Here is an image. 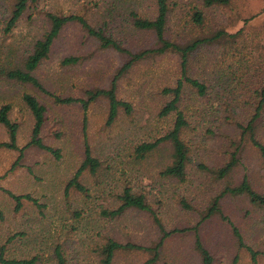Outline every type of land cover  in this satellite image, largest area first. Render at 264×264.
I'll return each instance as SVG.
<instances>
[{
  "label": "rangeland",
  "instance_id": "obj_1",
  "mask_svg": "<svg viewBox=\"0 0 264 264\" xmlns=\"http://www.w3.org/2000/svg\"><path fill=\"white\" fill-rule=\"evenodd\" d=\"M167 2L170 13L166 36L173 41L207 35L218 28L230 33L242 29L235 42L205 45L189 57L188 73L207 85V93L199 97L185 85L182 94L180 109L189 123L183 134L189 147L184 181L159 175L169 159L168 144L161 143L143 158H136L134 153L138 143L164 134L174 118L173 114L160 117L158 111L167 100L161 94L162 88L172 86L180 77L178 56L171 52L147 56L122 75L116 94L132 109L129 114L120 109L113 124L106 126L105 100L92 101L84 113L80 103H59L54 97H86L88 90L108 87L115 69L126 57L100 48L80 24L69 23L56 37L48 57L34 70L53 96L30 84L0 77V105H11L9 117L18 123L17 146L22 147L31 134L32 117L22 99L24 93H30L46 108L40 136L45 144L59 151L56 157L49 151L29 147L16 162V150L0 147V245L17 233L6 245V257L22 259L38 254L40 264H55L53 251L58 243L67 264H99L97 249L107 237L120 243L152 245L160 232L147 213L130 209L113 218L101 213L116 207L117 194L123 186H129L145 195L164 229L173 231L164 240L156 264H200L192 227L211 197L226 183H237L244 174L252 187L264 194V160L253 147L243 148L241 162L228 178H215L199 167L203 164L217 168L228 160L229 142L238 132L236 123H244L253 111L251 105L256 99L252 90L264 80V0H230L228 6L210 7L204 6L202 0ZM195 7L204 14L202 27L191 20ZM10 9V0H0L2 59L20 60L30 52L32 43L49 28L47 13L83 16L132 51L154 43L153 33L134 28L129 14L133 10L140 16L153 17L155 0H36L6 33ZM69 56H77L79 61L64 64L62 60ZM219 72L225 73L224 82L219 81ZM256 137L264 143V114ZM4 140L7 134L0 125V141ZM85 141L101 165L96 173L84 174L86 194L74 188L65 192L66 181L82 160ZM6 191L28 193L41 208L26 202L14 212V203ZM220 202L224 218L212 216L199 228L213 264H253L247 249L237 245L233 227L245 245L264 251V208L251 204L244 196L225 195ZM148 257L145 249H119L111 264H141ZM256 264H264V258L258 256Z\"/></svg>",
  "mask_w": 264,
  "mask_h": 264
},
{
  "label": "trees",
  "instance_id": "obj_2",
  "mask_svg": "<svg viewBox=\"0 0 264 264\" xmlns=\"http://www.w3.org/2000/svg\"><path fill=\"white\" fill-rule=\"evenodd\" d=\"M36 0H10V14L7 17L4 31L10 32L19 20L22 13L28 7V5ZM204 6L210 7L215 5L228 6L230 0H202ZM156 11L153 17H143L133 10L130 11V19L132 26L136 29L150 31L154 35V43L151 47L144 48L138 52L132 51L106 34L101 25L95 27L90 24L83 16L76 14H56L47 13V19L49 22V28L42 36L36 39L31 46L29 53L20 57V60L15 58L2 59L0 57V77L5 80H12L15 82L30 84L33 87L41 90L53 96L47 89L43 87L37 77L34 75V70L41 63V61L48 57L51 51L52 45L56 37L59 35L62 28L69 23H78L86 31V33L94 39L100 48L110 49L124 54L126 60L116 68L111 76L108 87H96L86 91V97L74 98V97H59L55 96L54 99L59 103H74L78 102L85 113L89 103L99 98L105 100L107 105V113L105 118V125L110 126L116 120L119 115L120 109L126 114L131 112V104L117 97V81L124 75L136 62L144 59L147 56H159L166 54L167 52L174 53L179 58L180 65V77L176 79L172 86H165L161 90V94L167 96V100L164 101L158 111L160 117H166L170 114L174 115V118L168 129L159 138L151 141H142L134 147V153L136 158H143L145 154L156 149L161 143L169 145V159L166 164L162 166L159 171L161 177L172 178L177 181H184L187 173L188 154L189 147L184 140L183 134L185 129L189 126L185 113L180 109L182 94H184V87L188 85L201 97L207 93V85L196 77L189 75L188 73V60L191 54L196 52L205 45H222L231 44L237 40L242 29L230 33L222 28L214 30L207 35L194 36L185 41H173L166 36L167 23L169 19L170 7L167 0H155ZM191 20L196 26L202 27L204 24V14L198 9L194 8L191 13ZM254 17V16H253ZM253 17H250L253 18ZM249 19H244L246 23ZM79 61L77 56L65 57L62 62L64 64H74ZM225 74V73H224ZM222 72L218 73L219 81H225ZM252 94L255 96V102L251 105L253 111L247 117L244 123L237 122L236 127L238 129L230 142V151H227L229 155L228 160L217 168H209L203 164H199V167L203 171L212 173L215 178H228L232 175L233 170L240 164L242 158V150L245 146L253 147L264 160V143H262L256 137V131L258 124L264 114V80L258 84L252 90ZM22 99L26 108L29 110L32 117L31 134L29 140L22 146H17V132L18 123L13 121L9 117L11 105L9 103H3L0 105V125L5 129L7 134V140L0 141V147L5 149L16 150L18 156L16 162L20 161L23 157V151L29 147H36L42 150L49 151L55 156H59V151L45 144L40 136V131L45 120V106L30 93H24ZM83 134L85 135L86 118L83 116ZM101 162L98 158L94 157L91 153V149L88 142H84L83 157L77 166L74 173L65 183V192H68L70 188H74L80 193H87V187L83 183V176L85 173L94 174L100 167ZM8 196L14 203V212H18L26 202L32 203L37 208H41V204L37 202L30 194H15L11 191H6ZM225 195L230 196H244L249 202L255 206L264 208V194L258 193L251 185L248 176L242 175L241 179L237 183H226L221 190L211 197L206 209L200 213V218L192 227L195 232L194 249L200 256V264H213V256L209 249L203 244L199 236V228L207 219L212 216H220L224 218L222 212V206L220 200ZM118 204L112 209H103L101 211L103 216H109L111 218L122 215L127 210L133 209L140 212H145L152 217L153 222L157 225L160 232V236L157 241L152 245L143 247L134 243H120L111 237H107L106 240L99 245L97 252L99 255V264H111L115 253L119 249H145L149 252V257L141 264H156L164 240L172 234L173 231H166L161 223L160 218L156 212L152 209L147 202L146 197L139 191L132 190L129 186H123L121 191L116 196ZM181 202L184 201L183 199ZM185 205L189 207L186 203ZM177 231V230H175ZM234 234L236 236L237 245L239 247H245L250 255L253 264L257 263L258 256L264 258V251L254 250L251 246L244 244L242 236L236 227H233ZM17 235L14 234L7 237L5 243L0 245V264H40V255H33L30 258H8L5 256L6 245L12 241ZM55 264H67V260L63 256L60 244L54 246ZM235 262V261H234Z\"/></svg>",
  "mask_w": 264,
  "mask_h": 264
},
{
  "label": "crops",
  "instance_id": "obj_3",
  "mask_svg": "<svg viewBox=\"0 0 264 264\" xmlns=\"http://www.w3.org/2000/svg\"><path fill=\"white\" fill-rule=\"evenodd\" d=\"M197 255H198V256L196 257V258H197V260H201V259H200V256H199V254H198V253H197Z\"/></svg>",
  "mask_w": 264,
  "mask_h": 264
}]
</instances>
